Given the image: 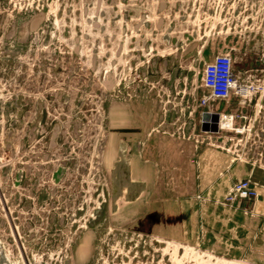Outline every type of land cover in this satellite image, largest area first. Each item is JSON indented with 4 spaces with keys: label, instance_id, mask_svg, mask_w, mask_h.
<instances>
[{
    "label": "rangeland",
    "instance_id": "rangeland-1",
    "mask_svg": "<svg viewBox=\"0 0 264 264\" xmlns=\"http://www.w3.org/2000/svg\"><path fill=\"white\" fill-rule=\"evenodd\" d=\"M220 54L251 93L213 131ZM153 135L204 138L256 197L153 192ZM0 264H264V0H0Z\"/></svg>",
    "mask_w": 264,
    "mask_h": 264
},
{
    "label": "crops",
    "instance_id": "crops-1",
    "mask_svg": "<svg viewBox=\"0 0 264 264\" xmlns=\"http://www.w3.org/2000/svg\"><path fill=\"white\" fill-rule=\"evenodd\" d=\"M204 140L181 141L153 135V142L147 148L153 153V192L211 193L209 198L218 200L239 180V175H253V168L206 147ZM137 177L143 182L141 174ZM217 208L207 205L197 210L202 215L211 211V215H216Z\"/></svg>",
    "mask_w": 264,
    "mask_h": 264
},
{
    "label": "built area",
    "instance_id": "built-area-1",
    "mask_svg": "<svg viewBox=\"0 0 264 264\" xmlns=\"http://www.w3.org/2000/svg\"><path fill=\"white\" fill-rule=\"evenodd\" d=\"M238 73L234 71V61L230 54H220L215 56L211 62L205 64L201 74V87L204 95L199 99V106L207 109L203 115H214L210 110V102L229 101L233 97L245 98L251 91L249 88L241 87L238 80ZM216 126L218 130L220 123L223 127L231 128L233 118L218 114ZM255 186L252 182V175L249 174L245 179L235 181L228 192L225 203L233 206L244 201H249L256 197Z\"/></svg>",
    "mask_w": 264,
    "mask_h": 264
},
{
    "label": "water",
    "instance_id": "water-1",
    "mask_svg": "<svg viewBox=\"0 0 264 264\" xmlns=\"http://www.w3.org/2000/svg\"><path fill=\"white\" fill-rule=\"evenodd\" d=\"M207 116L208 115H203V120H204V122H203V124L204 125H207L206 124V122H205V118H207ZM210 117V119H211V121L213 122V125H214V128H213V131H216L217 130V126H216V123H217V121H218V116L216 115V114H214V115H211V116H209ZM205 130V129H204Z\"/></svg>",
    "mask_w": 264,
    "mask_h": 264
},
{
    "label": "bare ground",
    "instance_id": "bare-ground-1",
    "mask_svg": "<svg viewBox=\"0 0 264 264\" xmlns=\"http://www.w3.org/2000/svg\"><path fill=\"white\" fill-rule=\"evenodd\" d=\"M223 125H225V124H223L222 122L220 123V128L219 129H223V128H221V126L223 127Z\"/></svg>",
    "mask_w": 264,
    "mask_h": 264
}]
</instances>
